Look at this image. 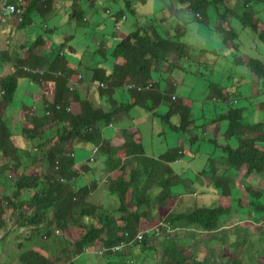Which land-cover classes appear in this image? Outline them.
<instances>
[{"label": "trees", "instance_id": "1", "mask_svg": "<svg viewBox=\"0 0 264 264\" xmlns=\"http://www.w3.org/2000/svg\"><path fill=\"white\" fill-rule=\"evenodd\" d=\"M65 1L22 0L17 7L19 12L16 15H9L6 17V21L0 15V24L9 23L15 19L18 24L17 28L26 29L33 26V16L40 14L43 21L47 23L46 30L49 29V32L45 31L47 35L37 37L32 43L29 42L27 46L23 47L25 53L17 61L6 59L8 54L5 55V62H14L16 65L13 73L0 78V90L6 92L5 96L0 99L1 111H6L16 99L15 96L20 88V78H26L28 83L30 81L31 84L41 87L45 93L44 96L55 92L53 101H48L46 97H43L41 102L45 107L42 111L39 109L37 111L34 105L24 106L25 110L31 111L33 127L23 130V137L26 138V142L22 146L23 150L12 144L10 124L0 120V160L4 161L0 165V232L5 229L8 233V235L5 233L2 236L0 233V244L8 240L12 230H20L16 235L17 247L23 248L16 256L20 264H112L116 257L122 255L123 249L131 247L128 241L132 239L134 242L138 241L134 236L147 222L157 223L165 219L171 223L181 222L185 225H200L208 230H217L222 226L220 220L222 221L225 216L230 215V220H228L230 222L235 212H240L244 206L248 211L242 209L241 213L258 215L256 218L255 216L252 217L253 220L259 221L264 216V210H262L264 209V189H255L252 185L249 187L243 185L245 189H250H246L249 193L247 199L244 198V201L243 197L240 196L236 200L237 195L233 194L230 187L234 183L236 174L233 176L225 174L224 177L217 176L215 162L211 177L217 178L215 185L222 189L218 194H220V201L223 206L216 209L197 208L190 213H175L173 208L179 202L180 196L174 192L173 188L184 185L186 180L181 172H174L172 164H170V156L173 154V162L180 160L186 156L181 154L184 152V148L180 146L171 149L162 158H149L140 168L122 164L123 169H119L122 163L121 158H131L138 152L144 156V151H140L143 149V139L139 133L125 141L124 145L119 148V153L116 150L118 158L108 155V160H114V163L107 164L104 171L108 167V173L120 172V174L115 173L116 178L111 182L105 183L108 186L106 190L111 193L101 195L98 190L95 195H90L101 185L96 180L88 181L87 185L81 187L83 175L88 174L90 170L85 164L80 170L74 169V161L68 152L70 143L80 140L92 144V148L98 146L99 152L109 151V146L102 136L104 133L102 132L103 126L119 118L122 110L128 112L129 107L141 106L152 111L168 126L169 130L181 136H189L192 143L203 142L207 138V134L199 132V129L202 130V127L198 125L201 119H194L195 102L187 97L173 96L175 88L173 86L171 89L166 88L161 78L164 77L169 80V77H166L165 72L158 70L162 62H169L170 69L174 64L179 67L178 61L184 58L189 59L188 51L190 52V50L188 44L183 41L184 33L187 31L186 25H178L172 35H169L167 30L162 32L159 24L139 25L135 30L124 35L119 42L101 39V34H98L99 36L95 38L101 39V43L92 52L90 62L80 63L76 68H73L68 55L82 57L84 52L81 48L83 46L75 47L71 43L73 37H69L70 39L67 37L66 40L68 41L56 45L51 41V36L56 34L58 28L53 25H51L53 28H48L49 19L56 14L53 10L57 12V4L54 2L64 4ZM71 1L70 22L76 21L79 25L90 24L84 3L88 2L91 8H95L98 0ZM139 1L147 2V0ZM180 1L189 5L196 14V21L207 26L210 23L211 14L209 12L211 9L219 14L227 2V0ZM254 1L264 3V0H244L240 7L244 10L239 8V14H232L231 16H239L238 20L243 27L250 28L256 35L258 34L260 43L264 45V23L259 16L262 8L255 10ZM10 3L15 4L16 1L12 0ZM234 5L233 9H235ZM130 10L137 14V8L133 7L130 0H126L125 7L123 6L115 12L108 9V12L115 17L116 22L122 23L129 19L126 13H130ZM242 10L244 13L239 12H243ZM226 11L228 12V10ZM219 16L221 17L222 14ZM224 16L226 15L224 14ZM251 18L252 20H250ZM160 21L165 24V19L162 18ZM217 31L222 32L224 30L220 27ZM226 36L239 39L240 34L235 30H227ZM225 46L230 48L228 41H226ZM37 49H41L40 54L36 53ZM88 49V51L85 50V56L90 51V48ZM28 50L30 54L33 53L38 58L34 55L32 57ZM56 51H59L61 55ZM203 51L204 49L195 51V53L199 54ZM20 52L17 50V55H20ZM93 56L95 58L94 66ZM45 59H49L48 64L39 68ZM233 62L236 68L239 65H247L239 73L244 76L250 75L254 79L255 85L250 86V89L247 87L246 89L249 91L247 90L245 94L241 91L232 93L227 88L212 86L209 98L231 106L236 100L264 97V59H259L256 56L248 57L246 63L244 57L241 60L236 57ZM26 66L28 67L26 68ZM80 66H85L86 71L80 72ZM48 67L49 69H47ZM247 69L248 72L245 73ZM156 72L159 75L161 73L158 80L154 78ZM81 73H85L83 75L84 81L91 83L99 81L105 85V88L98 89V94L103 99L104 104H114L113 107L109 109L108 106L107 108H96L89 102L88 97L83 95V91L80 89L75 90L74 93L71 91V78L74 74ZM149 82H152V86L148 88L146 86ZM127 84H137L138 89L129 88ZM160 85H163L165 89ZM118 94L124 96L126 104L116 108L114 96ZM45 104H49L48 108ZM71 104H78L79 111L76 112L72 106L71 112H68L66 108ZM160 107H164V110L160 111ZM261 108L264 110V102H262ZM245 110V108H234L228 114L220 117V120H231L228 134L229 136L232 135L231 138L237 137V141H239L237 146L230 145V147L227 145L224 148L227 155L220 164L222 166L228 165L229 169H234V171L244 170L246 181L252 175L264 174V117L263 119L259 118L255 123H251L249 118L245 116ZM110 127L114 128V125ZM42 130L43 133H41ZM2 131L7 133L6 136L1 133ZM31 147L34 148L33 154L28 151ZM26 152L31 158L26 155L28 160L22 162L21 160L24 158L21 157ZM18 153H21L22 156ZM20 166L24 168H20ZM246 170L250 171L249 174ZM11 176H14V179ZM220 181H225L224 185L218 183ZM256 196H258L259 201L255 199ZM243 203L247 205H243ZM257 204L261 205V208ZM228 207L232 209L230 210ZM220 211L223 212L220 213ZM246 230L249 231L248 228L236 230L231 243L228 244L229 232H224L221 237L222 241H220V254H222L218 255L220 259H216L211 254L206 259L197 260L193 256H186L184 249H182L179 250V253L166 252L169 259L162 261L161 264H216L219 261H222L219 264H244V262L249 264L246 259L247 251H244L247 250V242H249L245 234ZM126 233H129L130 236H126ZM214 237L218 240L216 236ZM122 242L127 244H122ZM148 242L149 239L146 237L140 243L147 246L149 245ZM119 245H122L119 247V251H105L107 248L118 247ZM231 246L235 248L232 249ZM99 248H103V251H98V253L104 254L86 253L87 249L96 250ZM223 252L226 254L224 253V255ZM16 264H18L17 260ZM131 264L141 263L132 261ZM261 264H264V260H261Z\"/></svg>", "mask_w": 264, "mask_h": 264}, {"label": "rangeland", "instance_id": "2", "mask_svg": "<svg viewBox=\"0 0 264 264\" xmlns=\"http://www.w3.org/2000/svg\"><path fill=\"white\" fill-rule=\"evenodd\" d=\"M130 1L133 7L137 8V14H134L132 10H130V13H126L129 16V19L127 21H123L122 23L116 22L115 17L108 12V9L112 12L118 11L121 7H125L126 0H98L95 8H91L89 3L85 2L84 4L87 10V17L90 19V24L87 25H79L76 21L70 22L69 13L72 12L71 0H66L64 4L56 2L57 8L59 9L53 18L51 17L52 19H49L48 25L50 26L49 28H52L51 25H53L57 27L58 30L55 35L51 36V41L56 45H59L62 42L68 41L66 40L67 37L68 39H70L69 37H73V39L71 38V43L74 44L75 47L83 46V48H81L84 52L82 57L78 55H68L70 62L73 66L77 67L80 63L90 62L91 54L97 47L100 46L101 39L105 38L108 41L113 40L115 42H119L124 35L135 30L139 25H147V23H154V25L159 24L161 26L160 30L162 32H166L167 30L169 35L175 33L178 25L184 24L187 26V31L184 33L185 35L183 37V41L188 44V49L190 50V52L188 51L190 56L189 59H186L187 62L184 60L178 61L177 64L180 63L179 67L174 65L170 69L169 62H162L158 70L165 72V74L171 73V75L175 78L178 85L175 87V94H178L181 97L193 99L195 102L194 119H201L198 125L202 127V130L200 131L199 129V132L202 134L205 132L207 134V138L203 142L192 143L189 136H181L176 132H172L169 130L167 125L163 124L162 121L154 115L152 111H148L143 107L137 108L138 106L129 107L128 112L119 118V122L117 121L118 124L115 128L108 126V128L104 130L103 138L105 141H109L115 139L117 134L123 132H126L125 137L127 138V133L130 130L138 129L141 133V139H143V149L140 151H144V156L139 154L142 165L146 163L147 159L157 158L168 152L169 148H177L182 145L186 151V156L183 157L180 162H177L178 164L175 165V169L177 170V173L181 172L184 175L186 181L184 185H179L173 188L174 192L180 196L178 202L180 203V206L176 208V212L190 213L197 208L204 207L216 209L221 206L220 194L217 192H220L222 189L216 187L213 190V186L215 187V185H213L215 184L214 181H212L213 184L211 183L213 186L211 185L209 186V189H207L208 187L204 189V185L209 182L208 178H204L206 176H212V173L214 172V162L216 164L217 171H222L227 166H222L220 164L227 155L224 150L225 146L230 145L233 142L234 143L231 144L232 146L238 145L236 143L237 138H229L228 129L230 128L231 120H220V117L228 114L231 109L245 108V116L249 118L251 123H255L256 120L259 118L263 119L264 117V110L261 108V104L264 102V97L251 98L250 100L244 98L239 101H233L234 104L228 106L219 101L211 100L209 98L210 91L212 86H217L220 88H227L232 93L236 91L245 92L246 87L249 85L254 86V79L250 75L244 76L239 73L246 66L239 65L238 68H236L233 61L236 57H238V60H241L242 57H244V59L247 57L245 62L248 61V57L253 56L258 57L259 59H264V45L260 43L258 36L252 29L243 27L237 16H231L232 14L238 13L237 9L241 7L244 0H227L219 12V14H222L221 17L219 14H216L215 10L211 9L209 12L211 14V18L208 26L204 23L196 21V14L191 10L187 3H183L180 0H147L146 3H142L139 0ZM233 4H236L234 5L236 11L232 8ZM254 4H256V10H260L264 3L262 4L261 2L254 1ZM226 10H228V12H226ZM224 14L226 16H224ZM259 16L264 22V8L263 11L261 9ZM33 18V26L22 29V31H19V29L16 28L14 22L11 24H0V76H7V72L10 67L16 65L14 62L2 64L6 63L4 62L6 54L10 55L12 53L13 57L16 58L17 50L13 49L17 48V45L19 46L21 43H27V41L32 42L34 39L42 36L43 34L47 35L45 32L47 29V23L43 21V17L40 14H35ZM162 18L165 19V24L161 23L160 20ZM152 19H154V21H152ZM118 24L120 25L119 28ZM220 27L224 31H217ZM227 30H235L240 34L239 39H236V37H227ZM98 34H101V39L95 38L96 36H99ZM226 41L229 42L230 48L225 46ZM88 48H90V51L87 56H85L84 54L89 50ZM202 49H204L203 52L199 54L195 53V51L198 52ZM92 59L94 66V56ZM10 71H12V69H10ZM40 71H42V69H40ZM85 71V66H80V72ZM247 72L248 69L245 70V73ZM88 73L91 74L90 71H88ZM83 75H85V73H83ZM154 78L158 80L159 73H156ZM235 78H237V80ZM27 81L28 80L26 78H20V87ZM77 81L78 80H75L72 85H75ZM134 85L137 86V84ZM150 86H152V82H149L147 85L148 88ZM160 86L165 89L163 85ZM27 87L32 91L35 88V84H27ZM25 89L26 88L23 85L18 91L19 93L15 96V102L12 103L7 114H5L1 120L8 122L9 115L15 117L19 115L21 117L25 103L27 106L34 105L41 111L44 109L40 97L37 96L35 98L31 95V99H29V97L25 94ZM81 90L83 91V95L88 97L94 106L102 108L107 107L99 96L98 89L95 88L91 82L86 81V84ZM41 93L44 97V91ZM114 98L115 103L120 99L126 100L124 99V96L119 94ZM123 104H126V102L124 101ZM163 108L164 107H160L159 110L163 111ZM74 109L77 110V108ZM16 111H18V113ZM10 127L12 128L11 125ZM15 128L20 129L19 126H16ZM15 128L13 127L12 130V139L15 143L12 141V144L18 146L19 142H26V138L23 137L21 130L19 134H15ZM215 132L217 134H215ZM41 133H43V130ZM216 138L217 140H215ZM223 138H227V140H223ZM212 140L215 141L212 142ZM230 140H232L231 143ZM220 142H225V144L222 145ZM73 145L74 144H71L68 147V152H73L75 154L76 163L84 162L87 158L91 157L92 144L82 143V145H75V147ZM221 145L222 147H220ZM18 147L20 148V146ZM113 147H115L119 153V146ZM20 149L23 150L22 148ZM28 151L33 154L34 148L31 147ZM106 153L107 152L105 151L102 153L99 152L95 156V160L93 162L87 163V166L90 169V172L87 174L89 176L84 174L87 177L85 176L82 178L81 185H87L89 179L91 181L98 180L101 184L98 189L90 195H95L98 190L101 195H107L108 191L106 189L108 186H106L105 183L116 178L115 171H112V175L107 174L106 176L104 171L106 165L100 167L104 163L103 156H105ZM26 155L31 158L27 152L23 154V156L21 154V158H24L21 160L22 162L28 160ZM130 164L132 166L137 165L133 161H131ZM20 168L24 167L20 166ZM207 172H209V174H207ZM233 174H236V179H234V183H232L230 187L232 188L233 194L237 195L235 197L236 200L241 195V197L247 199L248 192L243 186L245 184L248 186L252 185L257 189H264V174L252 175L248 177L246 181V173L244 170H232L229 172V176H233ZM11 177L14 179V176ZM206 190H209V192ZM192 191H196L197 194L191 193ZM201 191L204 193H200ZM156 224L157 223L148 222L142 230L145 231L153 228ZM239 227L249 229V231L246 230L245 232L249 240V248H247L246 253L248 263L261 264V260H264V227L262 228L254 222L251 213L235 215L230 222L223 223L224 230L220 231L218 235H214L219 240L213 241L209 234H204L202 227L200 228L199 226H196V229L188 230L183 229L180 225V228L174 232H170L165 235L163 234L160 237H150L149 245L147 246L140 243L138 246L123 249L122 255L116 257L112 264H131V261H136V263L138 262L141 264H161L162 261L169 259V257L165 254L166 252L172 253L173 251H179L181 249L186 250V254L188 255L197 256L202 259L211 256L209 250L212 249L215 256H217L216 258L219 259V246L221 244L219 241H222V235L228 230L230 235L227 237V244L231 243L233 237L232 235H234L235 231L239 229ZM16 235L17 233H12L7 241L0 244V264H5V262H7V264H16V260L17 263L20 264L18 257L16 256L23 248L19 249L17 247ZM250 241H253L251 242L252 244ZM120 246L122 245H119L118 247Z\"/></svg>", "mask_w": 264, "mask_h": 264}, {"label": "crops", "instance_id": "3", "mask_svg": "<svg viewBox=\"0 0 264 264\" xmlns=\"http://www.w3.org/2000/svg\"><path fill=\"white\" fill-rule=\"evenodd\" d=\"M1 1L2 0H0V3H1ZM0 22H1V19H0ZM12 22H14L15 23V25H16V27H17V23H16V20L15 19H12V21L10 22V23H6V24H11ZM19 31H22V29H19ZM29 42H31V41H27V44L26 43H21L19 46L17 45L16 47L17 48H15V49H13V50H20L21 52H20V55H17V56H19V57H16V58H14L13 57V55H12V53L10 54V55H8L7 57H6V59H11V60H18L24 53H25V51L23 50V47H25L26 45H28V43ZM26 44V45H25ZM12 50V51H13ZM36 53L37 54H40L41 53V49H37V51H36ZM5 59V58H4ZM6 60H4V62H5ZM48 61H49V59H45V61H44V63L42 64V66L40 67V68H43V67H45V65L46 64H48ZM2 63V62H1ZM7 63H10V62H6V63H2V64H7ZM175 65V64H174ZM173 65V66H174ZM4 66V65H3ZM2 66V68L4 69V67ZM72 67L74 68L75 66H73L72 65ZM76 68V67H75ZM10 69H12V71H10ZM10 69H9V71L7 72L8 74H11V73H13V70H14V66H12V67H10ZM7 74V75H8ZM170 75H171V73H170ZM3 75H1L0 76V78L2 77ZM159 76H161V73H160V75ZM172 76V75H171ZM163 79H164V77H162V81H163ZM167 80V79H166ZM169 81V82H168ZM27 84H30V83H28V82H26V83H24L23 85L25 86V90H26V92H25V94H26V96L27 97H29V99H31L30 98V96L32 95L33 97H37V96H39L40 97V100H42L43 99V96H42V93L41 92H43L42 90H41V87H39L38 85H35V88L31 91L28 87H27ZM22 85V86H23ZM22 86L19 88V90L22 88ZM164 86H168V89H171V87L173 86V88H175L176 86H178L177 85V81L175 80V78L172 76L169 80H167V84H165ZM18 90V91H19ZM176 91V90H175ZM175 91L173 92V94L175 93ZM22 92H24V91H22ZM17 93H19V92H17ZM45 94V93H44ZM175 96H177L178 94H174ZM44 97H46L47 98V100L48 101H51L52 100V98L53 97H55V94H52V93H50L49 95H45ZM26 100V99H25ZM27 101V100H26ZM45 101V100H44ZM125 100H123V99H120V100H118L115 104H116V108H119L120 107V105H122L123 104V102H124ZM14 102H15V99H14ZM25 105H27L26 103H25ZM46 105V104H45ZM74 108H77V110H76V112H78L79 111V105L78 104H71ZM107 105L108 106H110L109 105V103H107ZM113 106H114V104H112ZM111 105V106H112ZM1 107V106H0ZM11 107V106H10ZM10 107L8 108V109H10ZM45 107V106H44ZM141 106H138L137 108H140ZM107 108V107H106ZM128 108V107H127ZM142 108V107H141ZM8 109L6 110V111H1L0 110V120L1 119H3V117L5 116V114H7V112H8ZM36 109L38 110V108L36 107ZM17 113H18V111H16ZM126 114V112L125 111H121V116H123V115H125ZM9 115V114H8ZM121 116L119 117V118H121ZM119 118H117V120H116V124L114 125V128L117 126V121L119 120ZM119 122V121H118ZM8 123H10V125L12 126V130H13V127L15 128L16 126H19L20 127V129H16L15 128V134H19L20 133V130L22 131V135H24L23 134V130H26L27 128H32L33 126H32V122H31V111L30 112H28V110H25L24 108H23V110H22V116L20 117L19 115L17 116V117H15V116H12V115H9L8 116ZM163 123V122H162ZM164 124V123H163ZM136 131H138V133H140V131L138 130V129H136ZM12 132V131H11ZM125 133L126 132H123V133H119V134H117V136H116V138L115 139H112V140H109V141H107L108 142V144H110L111 146H119V147H121V146H123L124 145V142L127 140V139H130V138H132V135L133 134H135V130H130L128 133H127V138L125 137ZM12 135H11V139H12V136H13V133H11ZM126 138V139H125ZM12 141L15 143V141L12 139ZM82 143H84V142H82V141H77L76 142V144L77 145H82ZM25 144V142L24 141H22V142H19L18 143V146H20V148H22V146ZM171 149H175V148H169V150H171ZM107 153H106V155L105 156H103V160H104V163L100 166V167H102V166H104V165H107V164H109V163H114L113 161L114 160H112V161H109L108 160V155H109V151H106ZM99 153V152H98ZM97 153V154H98ZM100 153H102L101 151H100ZM165 154V153H164ZM164 154H162L161 156H159V157H157V158H162V156L164 155ZM140 155H138V156H135V157H132V158H127L125 161H126V164H129V165H131L130 164V162L131 161H133V162H135L137 165L136 166H132V167H135V168H140L141 167V162H140ZM172 157H173V154L170 156V162H172V168H173V170H174V172L175 173H177V170L175 169V165L176 164H178L177 162H173V160H172ZM13 159V157L11 158V160ZM136 159H137V161H136ZM73 160L75 161V154L73 153ZM86 161H87V159H86ZM86 161H84V162H79V163H76V166L78 167V170H80V168L82 167V165H84L85 163H86ZM4 163V161H2V160H0V165H2ZM121 166V165H120ZM76 167H74V169H75ZM108 169V167L106 168V170ZM106 172V171H105ZM115 173H119V171H115ZM107 174L109 175V173L107 172V173H105V175L107 176ZM87 175V174H86ZM86 175H84V177L86 176ZM112 175V174H111ZM114 175V174H113ZM89 181H91L90 179H89ZM96 182L98 183V184H100V181H98V180H96ZM194 194H196L197 192L196 191H194L193 192ZM204 204H207V203H204ZM243 205H244V203H243ZM180 206V203H176L175 204V206H174V208H173V211L175 212V213H177L176 212V208L177 207H179ZM221 206H222V203H221ZM253 218V217H252ZM146 225V224H145ZM144 225V226H145ZM185 225H183L182 226V228L184 227ZM194 227V229H196V227H195V225H193ZM203 231H204V234H209V236L213 239V238H215V237H213L214 235H218L219 233H220V231H223V227H221V228H219V229H217V230H213V231H209V230H207V229H203ZM219 231V232H218ZM7 232V230H5V229H3V231H1L0 233L1 234H5ZM18 232H20V230H12V232H10V233H18ZM218 232V233H217ZM9 233V234H10ZM215 233V234H214ZM2 236V235H1ZM9 238V237H8ZM194 257H196V256H194Z\"/></svg>", "mask_w": 264, "mask_h": 264}, {"label": "clouds", "instance_id": "4", "mask_svg": "<svg viewBox=\"0 0 264 264\" xmlns=\"http://www.w3.org/2000/svg\"><path fill=\"white\" fill-rule=\"evenodd\" d=\"M199 15V14H198ZM120 26V25H119ZM119 28V27H118ZM184 61H186L187 62V60L184 58L183 59ZM157 73V72H156ZM156 73L154 74V75H156ZM166 75V77L168 78L169 77V79L171 78V75L170 74H165ZM159 77H161V76H159ZM82 78H83V74L81 73V74H75L72 78H71V91H75V90H77V89H80V91H82L81 89L84 87V85L86 84V81H84V78H83V80H82ZM162 78V77H161ZM75 80H78L77 81V83L75 84V85H72L73 83H74V81ZM165 80H166V78H164L163 79V83L164 84H167V80H166V82H165ZM94 86H95V88H97V89H99V88H105V85L103 84V83H101V82H99V81H95V82H93L92 83ZM128 85V87L129 88H137L138 89V87L136 86V85H134V84H127ZM4 90H0V99L2 98V97H4L5 96V94H6V92H5V94L4 95H1V93L3 92ZM56 91V90H55ZM52 94H55V92H52ZM173 96H175V95H173ZM179 96V95H178ZM115 97V96H114ZM115 99V98H114ZM191 99V98H190ZM54 100V97H53V99L51 100V101H53ZM103 100V99H102ZM193 100V99H192ZM89 102L93 105V103L89 100ZM48 105L49 104H46V107L48 108ZM110 106H108L107 104H106V106H108V109L109 108H111V107H113V105L112 104H109ZM112 105V106H111ZM72 106V105H71ZM71 106H68L67 108H66V110L68 111V112H71ZM94 106V105H93ZM94 107H96V106H94ZM58 108H59V105H58ZM97 108V107H96ZM116 120L117 119H114L113 120V122L112 123H108V125H104L103 127H104V129L102 130V132H104V130L106 129V128H108V126H111V125H115V123H116ZM138 133V131H136L135 130V134H137ZM141 133H139V135H140ZM102 136H103V134H102ZM134 136V134L132 135V137ZM103 140H104V138H103ZM128 140V139H127ZM126 140V141H127ZM76 141H79V140H76ZM75 141V142H76ZM105 141V140H104ZM75 142H73L72 144H74L73 146L75 147V145H77ZM107 144H108V142L107 141H105ZM70 145H71V143H70ZM69 145V146H70ZM108 146H109V155H112L113 157H115V158H118V155L116 154V148L115 147H113V146H111L110 144H108ZM143 147V146H142ZM120 148V147H119ZM139 148V146L137 147V149ZM178 148V147H177ZM99 152V147L98 146H95V147H93L92 148V155H91V157L90 158H88L87 159V161H86V163H85V165H87V163L88 162H93L94 160H95V156L97 155V153ZM184 152H186L185 151V149H184ZM181 154H184V155H186V153H181ZM137 155H139V152H138V154H136V155H134L133 157H135V156H137ZM69 156L73 159V152L72 153H69ZM128 158V157H127ZM127 158H125V157H123V158H121L120 160L122 161V163H121V166L119 167V169H123V165L122 164H124V166H128L129 164H126V159ZM132 158V157H131ZM129 159V158H128ZM182 159H180V160H177V161H174V162H180ZM74 161V160H73ZM167 163H169V161H166ZM56 163H58V162H56ZM170 164H172V162H170ZM74 167H76L75 169L76 170H78V167L76 166V163H75V161H74ZM56 169H57V165H56ZM109 169V168H108ZM108 169H107V171H108ZM107 171L105 172V173H107ZM230 171H232L231 169H229V167H228V165L222 170V171H220V172H218L217 173V176H219V177H221L222 175H225V174H227L228 176H229V172ZM238 171H241V170H238ZM87 174V173H86ZM207 174H209V172H207ZM84 176V175H83ZM206 178H208V180H209V182H207V184L206 185H204V187H209L210 185H211V183H212V181H214V182H216V177H209V176H206L204 179H206ZM235 179H236V177H235ZM78 183H79V181H78ZM80 185V184H79ZM81 186V185H80ZM81 187H83V186H81ZM194 191H192L191 193H193ZM194 194V193H193ZM197 194V193H196ZM242 196V195H241ZM243 200H244V198H243ZM219 208V207H218ZM238 214H242L241 212H235V215H238ZM234 215V216H235ZM228 220H229V216L228 217H224L223 218V220H222V226L221 227H223V223L224 222H228ZM148 223V222H147ZM259 226H261V227H264V218L263 219H261V221L259 222V223H257ZM180 225L181 226H183V225H185V224H183V223H181V222H174V223H171V222H167L165 219H162L161 221H159V222H157V224H156V226L155 227H153V228H150V229H147V230H145V231H143L142 230V228L144 227H142L141 228V230L140 231H138V233H137V235H135L134 237L135 238H137V242H134V240L132 239V240H130V241H128V243L131 245V247H134L137 243H140L144 238H146V237H148V239L150 238V237H160L161 235H165V234H167V233H170V232H173V231H175V230H177V229H179L180 228ZM196 226H199V227H201L200 225H195V227ZM194 226L193 225H185L183 228L184 229H188V230H190V229H194L193 228ZM220 227V228H221ZM203 229H205L204 227H202ZM208 230V229H207ZM209 231H213V230H209ZM139 234H142V237H139L138 238V236H139ZM126 236H130V234L129 233H126ZM213 241H215V240H217L216 238H213L212 239ZM251 242V241H250ZM122 244H127V243H124V242H122ZM148 244H149V242H148ZM220 247V246H219ZM247 248H249V247H247ZM108 250H114V251H119V248L118 247H112V248H107V249H105V251H108ZM182 250V249H181ZM180 250V251H181ZM207 250H208V248H207ZM98 251H100V252H102L103 251V248H99V249H96V250H90V249H87L86 250V253H90V254H104V253H98ZM180 251H174V252H177V253H179ZM185 251V255L186 256H191V255H188V254H186V250H184ZM209 253L210 254H213L214 256H215V254L213 253V251H212V249H210L209 250ZM220 253H221V251L219 250V255H220ZM166 254V253H165ZM167 255V254H166ZM168 256V255H167ZM194 257V256H193ZM217 256H215V258H216ZM197 259V260H199V259H202V258H199V257H194V259ZM217 259V258H216ZM219 259H220V257H219ZM132 262V261H131ZM188 262H190V261H188Z\"/></svg>", "mask_w": 264, "mask_h": 264}, {"label": "bare ground", "instance_id": "5", "mask_svg": "<svg viewBox=\"0 0 264 264\" xmlns=\"http://www.w3.org/2000/svg\"><path fill=\"white\" fill-rule=\"evenodd\" d=\"M64 1H65V0H64ZM237 1H238V0H237ZM239 1H240V0H239ZM45 2H46V4H47V1H45ZM60 2H61V1H60ZM257 2H259V1H257ZM54 3H56V2H54ZM238 3H239V2H238ZM241 3H242V2H241ZM255 3H256V2H255ZM46 4H45V5H46ZM61 4H62V3H61ZM239 4H240V3H239ZM239 4H238V6H239ZM259 4H260V3H259ZM262 4H263V2H262ZM48 5H49V4H48ZM235 5H236V4H235ZM255 5H256V4H255ZM39 6H40V5H39ZM49 7H50V6H49ZM52 7H53V5H52ZM58 7H59V6H58ZM236 7H237V6H236ZM251 7H252V6H251ZM56 8H57V7H56ZM248 8H249V7H248ZM263 8H264V6L262 5V11H263ZM58 9H59V8H57V10H58ZM240 9H243V8H240ZM252 9H253V8H252ZM252 9H250V10H252ZM50 10H51V9H50ZM234 10H235V9H234ZM237 10H238V9H237ZM243 10H244V9H243ZM243 10H242V11H243ZM245 10H246V9H245ZM255 10H256V9H255ZM46 11H47V10H46ZM235 11H236V10H235ZM235 11H234V12H235ZM53 12L56 13L55 10H53ZM226 12H227V11H226ZM239 12H240V13H244V11H243V12L239 11ZM47 13H48V12H47ZM51 13H52V12H51ZM245 13H246V12H245ZM256 13H257V12H256ZM227 14H228V13H227ZM236 14H239V13H236ZM52 15H53V14H52ZM241 15H242V14H241ZM249 15L251 16V14H248V16H249ZM216 16H217V15H216ZM229 17H230V15H229ZM238 17H239V16H238ZM31 18H32V17H31ZM31 18H30V20H31ZM52 18H53V17H52ZM52 18H51V19H52ZM217 18H218V17H217ZM219 18H220V17H219ZM233 19H236V18H233ZM250 20H252V18H251ZM257 21H260V20H257ZM257 21H256V23H257ZM30 22H32V21H30ZM58 22H59V21H58ZM58 22H57V23H58ZM263 23H264V22H263ZM29 24H31V23H29ZM59 24H60V22H59ZM241 24H242V23H241ZM17 25H18V24H17ZM31 25H32V24H31ZM256 25H258V24H256ZM34 27H35V26H34ZM41 27H42V26H41ZM49 27H50V26L48 25V28H49ZM51 27L53 28V26H51ZM54 27H55V26H54ZM16 28H17V27H16ZM24 28H25V27H24ZM35 28H36V27H35ZM17 29H19V28H17ZM50 30H53V29H50ZM55 30H57V29L55 28ZM23 31H24V30H23ZM47 31L49 32V29L46 30V32H47ZM261 31H262V30H261ZM242 34H243V32H242ZM43 35H44V34H43ZM43 35H42V36H43ZM257 35H258V34H257ZM32 36H33V35H32ZM260 36H261V35H260ZM33 37H34V36H33ZM33 37H32V38H33ZM43 38H44V37H43ZM36 39H37V38H36ZM44 40H45V39H44ZM242 40H243V38H242ZM37 41H38V40H37ZM20 43H21V42H20ZM31 43H32V42H31ZM47 43H48V42H47ZM47 43H46V44H47ZM64 43H65V42H64ZM26 44H27V43H26ZM26 44H25V45H26ZM41 44H42V43H41ZM29 45H30V44H29ZM26 46H27V45H26ZM63 47H64V46H63ZM63 47H62V48H63ZM35 48H36V47H35ZM233 48H234V47H233ZM58 52H59V51H58ZM63 52H64V51H63ZM28 53H29V50H28ZM52 53H53V52H52ZM65 53H66V52H65ZM234 53H235V52H234ZM29 54H30V53H29ZM29 54H28V55H29ZM47 54H48V53H47ZM58 54L61 55L60 52H59ZM231 54H232V53H231ZM259 54H260V53H259ZM30 55H32V57L35 56L33 53L30 54ZM33 55H34V56H33ZM42 55H43V54H42ZM51 55H52V54H51ZM51 55H50V56H51ZM260 55H262V54H260ZM52 56H53V55H52ZM56 56H57V54H56ZM32 57H31V58H32ZM35 57H36V56H35ZM135 57L137 58V56H135ZM31 58H30V60H32ZM36 58H38V57H36ZM41 58H42V57H41ZM49 58H50V57H49ZM56 58H57V57H56ZM246 58H247V57H246ZM246 58H245V59H246ZM39 59H40V58H39ZM50 59H51V58H50ZM257 60H258V59H257ZM257 60H256V61H257ZM66 61H67V60H66ZM259 61H260V60H259ZM31 63H32V62H31ZM31 63H30V64H31ZM34 63H35V62H34ZM246 63H247V62H246ZM30 64H28V65L30 66ZM32 66H33V65H32ZM57 66H59V65H57ZM246 66H247V65H246ZM27 67H28V66H26V68H27ZM30 67H31V66H30ZM33 67H34V66H33ZM33 67H32V68H33ZM40 67H41V65H40ZM40 67H39V68H40ZM59 67H60V66H59ZM59 67H58V68H59ZM55 68H56V67H55ZM47 69H49V67H48ZM46 72H47V71H46ZM52 72H53V70H52ZM62 72H64V71H62ZM27 73H28V72H27ZM29 73H30V72H29ZM35 73H36V72H35ZM25 74H26V73H25ZM59 74H61V73H59ZM62 75H63V74H62ZM64 75H65V74H64ZM41 77L43 78V76H41ZM243 77H244V76H243ZM235 79L237 80V78H235ZM257 79H258V78H257ZM56 81H57V80H56ZM240 83H241V82H240ZM52 84H53V82H52ZM244 84H245V83H244ZM247 84H248V83H247ZM54 85H55V84H54ZM67 85H68V84H67ZM50 86H52V85H50ZM247 86H248V85H247ZM250 86H251V85L248 86L249 89L251 88ZM146 87H147V86H146ZM245 87H246V86H245ZM243 88H244V87H243ZM246 88H247V87H246ZM247 90H248V89H246L245 92H246ZM248 91H249V90H248ZM245 92H243V93L245 94ZM68 93H69V92H68ZM73 93H74V91H73ZM241 93H242V92H241ZM250 93H251V92H250ZM241 95H242V94H241ZM247 96H248V94H247ZM62 97H63V95H62ZM62 97H61V98H62ZM68 97H69V96H68ZM71 107H72V106H71ZM37 111H38V110H37ZM239 126H240V125H239ZM249 126H250V125H249ZM249 126H248V127H249ZM216 127H217V126H216ZM237 127H238V126H237ZM240 127H244V126H240ZM238 128H239V127H238ZM244 128H245V127H244ZM239 129H240V128H239ZM7 130H8V129H7ZM228 130H229V129H228ZM253 130H254V128H253ZM0 131H1V128H0ZM8 131H10V130H8ZM216 131H217V130H216ZM235 131H236V129H235ZM246 131H247V130H246ZM246 131H245V132H246ZM228 132H230V131H228ZM237 132H239V131H237ZM247 132H248V131H247ZM1 133H4V131H2ZM8 133H9V132H8ZM10 133H12V132H10ZM240 133L242 134L241 130H240ZM6 134H7V133H6ZM6 134L4 133L3 135L6 136ZM215 134H217V133L215 132ZM230 134H231V133H230ZM249 134H250V133H249ZM11 135H12V134H11ZM243 135H244V134H243ZM243 135H241V136H243ZM225 136H226V135H225ZM230 136H232V135H230ZM230 136H229V138H230ZM234 136H235V135H234ZM236 136H237V135H236ZM238 136H239V135H238ZM241 136H240V137H241ZM250 136H251V135H250ZM244 137H245V136H244ZM247 137H248V136H247ZM3 138H4V137H3ZM202 138H203V137H202ZM204 138H205V137H204ZM204 138H203V139H204ZM234 138H237V137H234ZM234 138H233V139H234ZM200 139H201V138H200ZM225 139L227 140V138H225ZM225 139L223 138V140H225ZM215 140H217V138H216ZM215 140H214V141H215ZM220 140H221V139H220ZM220 140H219V141H220ZM236 140H237V139H236ZM247 140H249V139H247ZM214 141L212 140V142H214ZM228 141H229V139H228ZM231 141H232V140H230V143H231ZM182 142H183V140H182ZM235 142H236V141H235ZM237 142L239 143V141H237ZM237 142H236V143H237ZM241 142H242V141H241ZM216 143H217V141H216ZM220 143H221L222 145L225 144V142H224V143L220 142ZM233 143H234V142H233ZM233 143H231V144H233ZM214 144H215V143H214ZM217 144H218V143H217ZM227 144H229V143H227ZM231 144H230V145H231ZM242 144H243V143H242ZM256 144H257V143H256ZM258 144H259V143H258ZM218 145H219V144H218ZM222 145H221L220 147H222ZM230 145H229V146H230ZM181 147H183V146L181 145ZM217 147H218V146H217ZM225 147H226V146H225ZM225 147H224V148H225ZM230 147H231V146H230ZM183 148H184V147H183ZM263 148H264V147H263ZM89 149H90V148H89ZM89 151H90V150H89ZM90 153H91V151H90ZM183 153H184V152H183ZM178 154H179V153H178ZM183 155H184V154H183ZM179 156H180V155H179ZM178 158H180V157H178ZM87 159H88V158H87ZM181 159H182V158H181ZM90 162H91V161H90ZM88 168H89V167H88ZM88 168H87V169H88ZM89 170H90V169H89ZM95 170H96V169H95ZM233 170H234V169H233ZM253 170H254V169H253ZM82 171H83V170H82ZM246 171H247V170H246ZM251 171H252V170H251ZM84 172H85V171H84ZM86 172H87V170H86ZM218 172H220V171H217V173H218ZM244 172H245V171H244ZM247 172H248V171H247ZM249 172H250V171H249ZM249 172H248V174H249ZM110 174H111V173H109V175H110ZM119 174H120V172H119ZM87 176H89V175H87ZM87 176H86V177H87ZM222 176H223V175H222ZM244 176H245V175H244ZM223 177H224V176H223ZM188 179H189V178H188ZM197 180H198V179H197ZM197 180H196V181H197ZM106 181H107V180H106ZM206 181H207V180H206ZM216 181H217V180H216ZM109 182H111V181H109ZM216 183H217V182H216ZM218 183H221V184L223 183V185H224L225 181H224V182H221V181H220V182H218ZM245 183H246V182H245ZM245 183H244V184H245ZM212 184H213V183H212ZM212 184H211V185H212ZM211 185H210V186H211ZM213 185H215V184H213ZM213 185H212V186H213ZM245 185H246V184H245ZM196 186H197V185H196ZM189 187H190V186H189ZM200 187H201V186H200ZM215 187H216V185H215ZM215 187L213 186V190L215 189ZM248 187H249V186H248ZM262 187H263V186H262ZM11 188H12V187H11ZM196 188H197V187H196ZM7 189H8V188H7ZM204 189H206V187H205ZM204 189H203V190H204ZM207 189H209V187H208ZM246 189H247V188H246ZM255 189H256V188H255ZM259 189H260V188H259ZM262 189H263V188H262ZM8 190H9V189H8ZM11 190H12V189H11ZM203 190H202V191H203ZM247 190H250V189H247ZM202 191H201L200 193H204V192H202ZM206 191L209 192V190H206ZM210 191H211V190H210ZM230 191H231V190H230ZM208 192H207V193H208ZM213 192H216V191H213ZM213 192H211V193H213ZM11 193H12V192H11ZM11 193H10V194H11ZM109 193H111V192H109ZM217 193H218V192H217ZM227 193L230 194L229 192H227ZM254 193H255V192H254ZM8 194H9V193H8ZM214 194H215V193H214ZM246 194H247V193H246ZM248 194H249V193H248ZM252 194H253V192H252ZM252 194H251V195H252ZM261 194H262V193H261ZM223 195H224V194H223ZM253 196H254V195H253ZM260 196H262V195H260ZM251 197H252V196H251ZM257 197H258V196H256V198H255V197H253V198L257 199ZM20 198H21V197H20ZM260 199H262V198H260ZM257 200H258V199H257ZM254 201H255V200H254ZM258 201H259V200H258ZM257 203H258V202H257ZM260 203L263 204V202H260ZM223 204H224V202H223ZM225 204L227 205V203H225ZM216 205H217V204H216ZM240 205H241V204H240ZM254 205H255V204H254ZM257 205L259 206V204H257ZM219 206H220V204H219ZM222 206H223V205H222ZM230 206H231V205H230ZM251 206H252V205H251ZM260 206H261V205H260ZM260 206H259V207H260ZM263 206H264V205H263ZM263 206H262V207H263ZM225 207H227V206H225ZM241 207H242V205H241ZM221 208H222V207H221ZM221 208H220V210H221ZM228 208H229V207H228ZM260 208H261V207H260ZM260 208H259V209H260ZM229 209H230V208H229ZM231 209H232V208H231ZM231 209H230V210H231ZM239 209H240V208H239ZM242 209H243V208H241V210H242ZM244 209L246 210L247 208H245V206H244ZM244 209H243V210H244ZM223 210H224V208H223ZM241 210H240V212H242ZM262 210H264V209H262ZM224 211H225V210H224ZM247 211H248V209H247ZM247 211H246V212H247ZM250 211H252V210H250ZM254 211H255V210H254ZM221 212H223V211H220V213H221ZM225 212H226V211H225ZM220 213H219V214H220ZM228 213H229V212H228ZM260 213H261V212H260ZM224 214H225V213H224ZM233 214H234V213H233ZM243 214H244V213H243ZM262 214H263V213H262ZM234 215H235V214H234ZM224 216H225V215H224ZM229 216H230V215H229ZM231 216H232V215H231ZM252 216H255V218H256V216H258V215H252ZM259 216H260V215H259ZM225 217H226V216H225ZM232 218H233V216H232ZM239 218H240V217H239ZM247 218H248V217H247ZM263 218H264V216H262L261 219H263ZM242 219H243V218H242ZM261 219H260L259 221L254 219V222H255V223H259V222L261 221ZM222 220H223V219H222ZM229 220H230V219H229ZM219 222H222V221L220 220ZM224 223H225V222H224ZM11 225H12V223H11ZM253 225H254V223H253ZM234 226H236V225H234ZM255 226H256V225H255ZM225 227H226V226H225ZM10 228H11V227H10ZM200 228H201V227H200ZM227 228H228V227H227ZM237 228H238V227H237ZM239 228H240V227H239ZM262 228H263V227H262ZM181 229H182V228H181ZM181 229H180V230H181ZM183 229H184V228H183ZM177 230H178V229H177ZM223 230H224V229H223ZM232 230H233V229H232ZM237 230H238V229H237ZM2 231H3V230H2ZM10 231H11V230H10ZM227 231H228V230H227ZM239 231H240V230H239ZM173 232H174V231H173ZM218 232H219V231H218ZM218 232H217V233H218ZM6 233H7V232H6ZM227 233H228V232H227ZM237 233L239 234V232H237ZM262 233H263V232H262ZM214 234H215V233H214ZM1 235H3V234H1ZM6 235H8V233H7ZM229 235H230V234H229ZM232 236H234V235H232ZM238 236H239V235H238ZM241 236H242V235H241ZM213 237H214V236H213ZM244 237H245V236H244ZM211 239H212V238H211ZM237 239H238V238H237ZM245 239H246V238H245ZM245 239H244V240H245ZM218 240H219V239H218ZM240 240H241V239H240ZM244 240H243V241H244ZM0 241H1V239H0ZM215 241H216V240H215ZM241 241H242V240H241ZM241 241H240V242H241ZM246 241H247V240H246ZM219 242H220V241H219ZM251 242H253V241H251ZM251 242H250V243H251ZM223 243H224V242H223ZM237 243H238V242H237ZM237 243H236V244H237ZM247 243H248V242H247ZM251 244H252V243H251ZM241 246H242V243H241ZM247 246H248V245H247ZM251 246H252V245H251ZM220 247H221V246H220ZM231 247H232V249L235 248V247H233V246H231ZM254 247H255V246H254ZM225 248H226V247H225ZM246 248H247V247H246ZM252 248H253V247H252ZM238 249H239V248H238ZM227 250H228V249H227ZM222 251H223V250H222ZM242 251H243V250H242ZM244 251H247V250H244ZM249 251H250V249H249ZM249 251H248V252H249ZM106 252H107V251H106ZM225 252H226V251H225ZM225 252H223V254H224ZM233 252H234V251H233ZM227 253H229V252H227ZM243 253H244V252H243ZM245 253H246V252H245ZM245 253H244V254H245ZM225 254H226V253H225ZM225 254H224V255H225ZM235 254H236V253H235ZM240 254H241V253H240ZM248 254H249V253H248ZM210 255H211V254H210ZM220 255H222V254H220ZM241 255H242V254H241ZM261 256H262V255H261ZM214 257H215V256H214ZM228 257H229V256H228ZM235 257H236V256H235ZM246 258H247V257H246ZM260 258H261V257H260ZM205 259H206V258H205ZM238 260H239V259H238ZM242 260H243V259H242ZM247 260H248V259H247ZM259 260H260V259H259ZM215 261H216V259H215ZM225 261H226V260H225ZM255 261H257V260H255ZM220 262H222V261H219V263H220ZM247 262H248V261H247ZM262 262H263V261H262ZM5 263H7V262H5ZM219 263H216V264H219ZM225 263H226V262H225ZM258 263H259V262H258ZM244 264H245V262H244ZM254 264H255V263H254Z\"/></svg>", "mask_w": 264, "mask_h": 264}, {"label": "built area", "instance_id": "6", "mask_svg": "<svg viewBox=\"0 0 264 264\" xmlns=\"http://www.w3.org/2000/svg\"><path fill=\"white\" fill-rule=\"evenodd\" d=\"M10 1L12 0H2L0 3V15L2 16V19L4 21L7 20L6 17H8L9 15H16V13L19 12L17 7L22 0H15L16 1L15 4L10 3ZM118 27L120 26L118 25ZM4 94H5V91L1 93V95H4ZM139 237H142V234H139L138 238Z\"/></svg>", "mask_w": 264, "mask_h": 264}]
</instances>
